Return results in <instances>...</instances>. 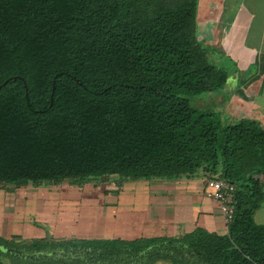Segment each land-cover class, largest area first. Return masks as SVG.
I'll list each match as a JSON object with an SVG mask.
<instances>
[{
	"label": "trees",
	"instance_id": "trees-1",
	"mask_svg": "<svg viewBox=\"0 0 264 264\" xmlns=\"http://www.w3.org/2000/svg\"><path fill=\"white\" fill-rule=\"evenodd\" d=\"M197 11L198 0H0V186H235L226 234L0 235V264H264V125L193 104L229 78L197 39Z\"/></svg>",
	"mask_w": 264,
	"mask_h": 264
},
{
	"label": "crops",
	"instance_id": "crops-1",
	"mask_svg": "<svg viewBox=\"0 0 264 264\" xmlns=\"http://www.w3.org/2000/svg\"><path fill=\"white\" fill-rule=\"evenodd\" d=\"M197 35L202 46L209 49L210 59L219 58L218 62L211 60L229 72L227 84L219 90V101L227 106L219 108L223 121L258 118L260 104L253 91L257 84L264 86V0H198ZM207 179L200 175L127 180L120 192L107 193L100 208L89 196H63L62 207L75 211L78 217L90 218L92 224L100 221L102 238L178 236L197 227L226 234L219 203L208 195ZM16 200L26 199L16 196ZM263 214L264 202L256 213L258 224H264ZM83 232L74 236L92 238Z\"/></svg>",
	"mask_w": 264,
	"mask_h": 264
},
{
	"label": "rangeland",
	"instance_id": "rangeland-1",
	"mask_svg": "<svg viewBox=\"0 0 264 264\" xmlns=\"http://www.w3.org/2000/svg\"><path fill=\"white\" fill-rule=\"evenodd\" d=\"M211 59L219 61V58L212 57ZM261 84H257V89L253 91L254 98L260 104L259 116L254 119H258L264 125V86L261 88ZM192 100L193 104L207 111L219 112V108L223 106V103L219 101V90L202 94ZM223 107L227 109V106ZM123 182L125 183L127 180ZM121 185L118 184L116 178H112L108 183L94 180L84 186L70 184L69 180H64L59 186L55 184L42 186L29 184L23 187L0 186V234L66 238L85 231L83 233L92 238H102L101 222L99 221L98 225L92 224L90 218L88 219L84 215L78 217L75 211L64 209L62 197L68 196V198L76 199L79 196H89L93 199L94 206L98 204L97 208H100L106 202L107 193L120 192ZM129 186L131 188L133 184ZM16 196H23L26 200L17 201ZM112 196H120V193ZM100 211L102 212V209ZM98 218L97 216V221Z\"/></svg>",
	"mask_w": 264,
	"mask_h": 264
},
{
	"label": "built area",
	"instance_id": "built-area-1",
	"mask_svg": "<svg viewBox=\"0 0 264 264\" xmlns=\"http://www.w3.org/2000/svg\"><path fill=\"white\" fill-rule=\"evenodd\" d=\"M208 195L219 203L228 227L235 214V186L221 178L207 179Z\"/></svg>",
	"mask_w": 264,
	"mask_h": 264
},
{
	"label": "water",
	"instance_id": "water-1",
	"mask_svg": "<svg viewBox=\"0 0 264 264\" xmlns=\"http://www.w3.org/2000/svg\"><path fill=\"white\" fill-rule=\"evenodd\" d=\"M197 39H198V41H199V38H198V35H197ZM200 42V41H199ZM229 79V78H228ZM228 82V81H227ZM227 84V83H226Z\"/></svg>",
	"mask_w": 264,
	"mask_h": 264
}]
</instances>
